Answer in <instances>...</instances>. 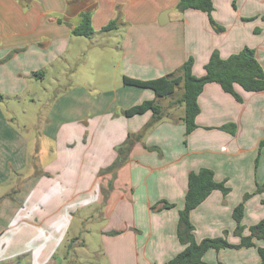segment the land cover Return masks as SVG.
Returning <instances> with one entry per match:
<instances>
[{
    "label": "crops",
    "instance_id": "1",
    "mask_svg": "<svg viewBox=\"0 0 264 264\" xmlns=\"http://www.w3.org/2000/svg\"><path fill=\"white\" fill-rule=\"evenodd\" d=\"M179 1L29 0L26 5L0 0V188H5L0 192V264H81L85 248L101 250L105 264H165L185 247L178 238L179 212L190 172L202 167L212 169L230 191H213L191 211L196 239L227 230L230 242L240 241L233 210L264 182V90L235 85L238 101L219 84H206L198 97L197 127L186 134L184 104L177 99L166 109V96L124 84L123 76L158 78L189 58L192 72L202 76L215 50L226 58L246 45L255 49L264 69V0H238L236 8L233 0H212V16L222 31L202 10L180 11ZM87 8L94 33L73 35ZM119 14L117 27L102 31ZM87 53L92 54L83 63L92 74L104 72L114 60L112 86L102 87L85 70L83 79L51 99L28 132L17 113L26 120L25 108L47 90L48 78L71 79L73 64ZM145 100H157L164 117L134 144L122 166L108 171L118 156L116 147L152 118V110L123 113ZM229 124L234 133L221 129ZM262 199L264 193L254 194L244 203L245 234L264 218ZM161 201L174 207L153 210ZM255 242V248L210 249L204 264H232L224 258L231 251L240 257L233 264H249L244 258L249 253L254 264H261L257 247L263 241ZM77 245L83 248L79 252Z\"/></svg>",
    "mask_w": 264,
    "mask_h": 264
},
{
    "label": "trees",
    "instance_id": "2",
    "mask_svg": "<svg viewBox=\"0 0 264 264\" xmlns=\"http://www.w3.org/2000/svg\"><path fill=\"white\" fill-rule=\"evenodd\" d=\"M29 0H24L26 5ZM178 9L184 11L192 8L202 10L209 15L211 24L222 31L223 27L218 25L213 16L214 4L212 0H180ZM80 23L72 27V34L77 36L91 37L94 33L92 26V9H85L80 14ZM120 14L115 20L102 28V31L115 29L118 25ZM62 22V19H58ZM193 59L189 58L177 71L167 75L142 80L124 75L123 82L127 85H134L143 88L153 89L157 97H165L174 94L178 88L182 87L183 94L178 102L184 104L185 115L181 121L186 126V134L191 133L196 127V117L200 112L198 97L208 83H217L222 89L232 94L238 101L242 100L241 95L236 90L235 85H240L247 91L264 90V69L256 57L255 51L250 47H244L239 52L223 58L218 50H215L207 64L205 65V74L197 76L192 72ZM0 98L2 96L0 95ZM152 110V118L137 133H129L127 139L121 145L116 147L118 156L116 160L108 167L109 170H115L122 166L129 156V153L138 141H142L147 132L162 120L165 111L157 100H145L136 104L123 113L126 116L142 114ZM231 127V128H230ZM234 124L221 126V129L234 133ZM264 147V140L260 142V149ZM149 149H159L157 146H150ZM112 190L110 182L107 188H104V197L107 199ZM220 190L224 194L230 191L225 182L217 181L214 177V171L208 167H202L198 171H191L188 176V189L185 195L184 208L179 212L178 219V238L185 247L171 258L165 264H204V255L210 249L220 250L225 248L255 247L256 239L263 241V246L257 247L260 257V263L264 264V218L256 224L248 227L249 233L245 234L246 226L242 223L244 217V203L254 194L264 193V182L257 183L256 188L251 193H246L243 201L233 210V217L236 221L234 234L240 237L238 243H232L228 240L226 230L222 236L205 237L197 240L195 237V226L191 220V211L204 201L213 191ZM105 202V201H104ZM264 204V199H262ZM174 207L173 203L161 201L152 206L153 210H162ZM118 233V231L112 232ZM75 239H72L68 248H73Z\"/></svg>",
    "mask_w": 264,
    "mask_h": 264
},
{
    "label": "rangeland",
    "instance_id": "3",
    "mask_svg": "<svg viewBox=\"0 0 264 264\" xmlns=\"http://www.w3.org/2000/svg\"><path fill=\"white\" fill-rule=\"evenodd\" d=\"M237 1L238 0H233V2H232V6L235 7V8L237 7ZM244 19L252 21V20L255 19V17H247V18H244ZM112 39L113 38H111V40ZM105 40L109 41V38L105 39ZM244 47H250V46L246 45ZM250 48H252V47H250ZM252 49L255 51L254 48H252ZM91 54L89 55V53H87L86 56L85 55L82 56L81 59L77 60L73 64V66L71 68V73H70L71 79L66 76V77L61 78L60 82L57 83V82H55L53 80V76L49 77L48 80L46 81V83L43 85V87H46L47 90H41V92H39L40 93L39 98L36 99L37 102L33 103L30 106L25 108L26 111H27V113H26L27 119L25 120V116L22 113H17V115H19V116L21 115L20 118H19V124L22 125L23 127H27L28 132L32 133V131H31L32 123L36 124L37 121H38L37 119L39 118V116L44 115L46 113V111L49 108V104H50L49 102L51 101V99L53 97L55 99V97L58 94L62 93L64 91V88L66 86L70 85V82L73 83L74 81H78L80 79H83L86 76L85 70H88V72L91 73V67L89 65L86 66L83 63V61L87 60L86 58L91 56ZM255 54H256V52H255ZM91 60L92 59H90V61ZM109 61H110L109 62L110 64H108V66H107L108 68L104 72H101L99 74V72L97 71V73H95V74L91 73L93 76L88 75V76L92 77L94 80H96L97 83L99 85H101L102 87H104V88H107V87L109 88V87L112 86V77H113L112 69L114 67L113 66L114 65L113 64L114 60L109 59ZM119 79L120 78H117V80H119ZM182 94H183V89H182V87H180V88L177 89V91L174 94L166 96L164 98V104H162V105H164V107L166 109H168L171 101L179 99L182 96ZM175 107L177 109H179V110L181 109V110L184 111V106L183 105L176 104ZM4 189H5L4 187L0 188V192H3ZM96 224H97L96 221L90 222V225L92 227H93V225L96 226ZM84 237H86V235ZM88 239L90 241H94V238L91 237V236H87V240ZM75 249H76V252H79L83 248H82V246L77 245ZM235 249H237V248H235ZM84 250L86 251L87 255L86 256L85 255H81V257H80V260L82 261L81 264H105L106 263V261L104 260L103 255H102V251L101 250L96 252V253H94L92 251H88L87 248H85ZM68 251H70V254H69L68 257L71 258L72 257L71 256V249L68 248ZM76 252H75V250H73V253L76 254ZM231 252H232L233 255L232 254H229V255L226 254V255H224V258L226 257L230 261V263L233 264L234 260H239L240 257L238 255L237 251H231ZM70 258H68V259H70ZM244 258L247 259V261H249L248 262L249 264H254V258L252 257V253H249L248 256L244 255ZM76 264H78V263L76 262Z\"/></svg>",
    "mask_w": 264,
    "mask_h": 264
}]
</instances>
